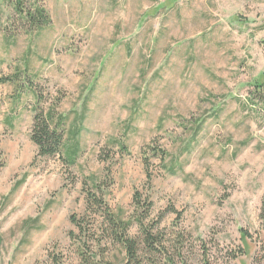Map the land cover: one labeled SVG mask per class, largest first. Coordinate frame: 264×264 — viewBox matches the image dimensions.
<instances>
[{
  "label": "rangeland",
  "instance_id": "obj_1",
  "mask_svg": "<svg viewBox=\"0 0 264 264\" xmlns=\"http://www.w3.org/2000/svg\"><path fill=\"white\" fill-rule=\"evenodd\" d=\"M263 72L264 0H0V264H264Z\"/></svg>",
  "mask_w": 264,
  "mask_h": 264
},
{
  "label": "trees",
  "instance_id": "obj_2",
  "mask_svg": "<svg viewBox=\"0 0 264 264\" xmlns=\"http://www.w3.org/2000/svg\"><path fill=\"white\" fill-rule=\"evenodd\" d=\"M16 13L20 15L24 22L30 23V25L35 27H43L49 23V16L46 14L45 10L42 8H34L33 10H25L23 7H14ZM20 74L15 73L14 76ZM19 77H17L18 79ZM6 81L14 82L13 77L5 78ZM2 80V79H0ZM5 81V82H6ZM256 89L260 97V101L264 103V72L262 73V80L257 82ZM24 85V84H23ZM35 99H38V96H35ZM39 101L37 100L34 110L33 118L30 129V140L35 144L37 148V156L40 157H55L63 154L64 157L68 160L70 164L73 163L75 154H70L66 150L63 151V137L59 130V125L61 120L56 121L54 124V112L53 109H49L46 112L38 110ZM64 158V159H65ZM261 220V226L264 228V192L261 199V208L259 214ZM113 226L115 231L113 232L116 236V239L119 243L123 245L126 250V253L129 258H134L135 256V245L134 241L130 239H125L126 235V224H123V227L120 225V222H115ZM242 239H246L248 236L246 231L241 230ZM145 239L149 237V234L143 230Z\"/></svg>",
  "mask_w": 264,
  "mask_h": 264
}]
</instances>
